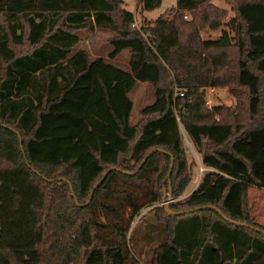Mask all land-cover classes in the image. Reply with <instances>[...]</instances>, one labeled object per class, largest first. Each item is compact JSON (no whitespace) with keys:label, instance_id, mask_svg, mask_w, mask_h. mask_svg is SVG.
Here are the masks:
<instances>
[{"label":"trees","instance_id":"16d2710c","mask_svg":"<svg viewBox=\"0 0 264 264\" xmlns=\"http://www.w3.org/2000/svg\"><path fill=\"white\" fill-rule=\"evenodd\" d=\"M225 1L227 21L210 0H175L134 27L122 0H0V264H139L133 230L150 241L142 264H264L246 202L264 188V0ZM94 26L114 31L107 57L128 49V69L74 48ZM138 81L153 98L131 122ZM206 86H227L235 107H208ZM181 130L207 169L176 199ZM168 183V209L219 212L166 213Z\"/></svg>","mask_w":264,"mask_h":264},{"label":"rangeland","instance_id":"374dc122","mask_svg":"<svg viewBox=\"0 0 264 264\" xmlns=\"http://www.w3.org/2000/svg\"><path fill=\"white\" fill-rule=\"evenodd\" d=\"M174 1L175 0H161L157 7L142 12L135 6L136 0H122L121 5L125 9L132 12V18L138 24L142 19H145V21L153 19L165 8L172 6L174 4ZM210 1L216 6L226 9L227 14L224 17L225 21L233 16V10L230 7V3L226 2L225 0ZM186 17L188 18L189 15H187ZM258 21H261V25L264 24L263 14L259 16ZM225 27L226 25L223 23L215 29L203 28V30L200 31V36L202 38H216L219 35L221 29ZM76 33L78 35V41L75 44L74 48H84L91 58L95 56H101L102 58L116 66H119L123 69H128V49L125 48L121 50L112 59L107 57V52L111 49L108 38L114 35L113 30L107 27L94 26L92 29H89L87 27L78 29ZM129 97L132 102L130 121L136 122L139 118L138 109L142 105L152 101V88L150 84L139 81L129 92ZM204 102L208 107L212 104H222L228 105L232 108L235 107L236 98L229 91V88L227 86H206L204 87ZM181 136L186 165L189 172V179L182 193L179 194L176 199H180L185 196L200 180L204 169H207L204 165L201 164L198 153L194 150L182 130ZM166 198L167 188H165L164 186L162 187L161 200L158 201L157 204L163 205V202ZM246 202L247 206L249 207V215L251 216V218L255 222L264 225V188L249 186L246 190ZM149 207L150 206H146L142 208L139 214H142ZM95 214L101 222L106 221V219H112L109 215L101 214V211H99L98 208L95 209ZM123 218H125V215L123 216ZM158 228L160 230V224H157V229ZM148 243H150V241H146L142 234L139 233V230H133L131 234L130 247L132 248L133 256L138 258L139 264H142L143 262Z\"/></svg>","mask_w":264,"mask_h":264},{"label":"water","instance_id":"95a60500","mask_svg":"<svg viewBox=\"0 0 264 264\" xmlns=\"http://www.w3.org/2000/svg\"><path fill=\"white\" fill-rule=\"evenodd\" d=\"M144 160V157L141 159V161L137 164V166L135 167V169L131 172H134L138 169V167L140 166V164L142 163V161ZM171 165H172V156L169 155V164H168V170L166 172V176L168 178L169 176V172H170V169H171ZM108 170V169H107ZM103 175L99 178V180L95 183L97 184L101 179H102ZM95 186V185H94ZM93 186V187H94ZM93 187L89 190V196L93 190ZM70 192L72 194V190L70 188ZM73 195V194H72ZM88 196V198H89ZM88 200V199H87ZM171 200V197H170V186H169V183L167 184V198L165 199V201L163 202V208H164V211L166 213H169V214H179V213H184V212H189V211H193L195 209H198V208H201V207H212L214 208L216 211L219 212V210L217 208H215L214 206L212 205H203V206H195V207H190V208H186V209H182V210H171V209H168V202ZM225 218V216H224Z\"/></svg>","mask_w":264,"mask_h":264},{"label":"built area","instance_id":"2783aa9c","mask_svg":"<svg viewBox=\"0 0 264 264\" xmlns=\"http://www.w3.org/2000/svg\"><path fill=\"white\" fill-rule=\"evenodd\" d=\"M185 16H186V15H184V17H185ZM131 26L138 27V24L135 22L134 19H132ZM177 94H178V95H182V91H178Z\"/></svg>","mask_w":264,"mask_h":264},{"label":"crops","instance_id":"0c3cea01","mask_svg":"<svg viewBox=\"0 0 264 264\" xmlns=\"http://www.w3.org/2000/svg\"><path fill=\"white\" fill-rule=\"evenodd\" d=\"M138 82H139V81H138ZM138 82H137V83H138Z\"/></svg>","mask_w":264,"mask_h":264}]
</instances>
